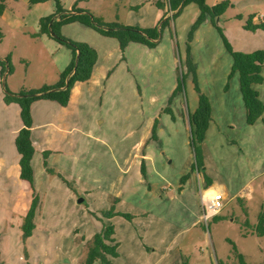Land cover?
Here are the masks:
<instances>
[{"label":"rangeland","instance_id":"374dc122","mask_svg":"<svg viewBox=\"0 0 264 264\" xmlns=\"http://www.w3.org/2000/svg\"><path fill=\"white\" fill-rule=\"evenodd\" d=\"M129 1L132 3H61L66 12L76 6L108 23L126 26L135 22L125 7ZM222 2H228L224 12L214 21L208 15L198 27L200 8L188 4L175 20L171 18L173 40L165 27L154 49L130 44L122 53L115 39H107L91 28L71 24L61 29L67 40L86 43L97 51L93 74L98 63L109 70L101 83L92 81L93 76L79 83L82 85L73 101L65 107L50 100L32 105L35 140L38 137L41 141L38 145L49 141L59 151L53 158L50 152L47 156L35 152L32 160L38 198L35 218L38 215L41 228H56L60 251L57 264H84L89 244L109 224L114 225L119 242L120 259L115 264H155L159 257L144 254L145 244L170 247L163 264H238L234 246L246 262L264 263V236L256 234L259 216L264 215L263 127L247 128L235 122V131L224 132L226 141L230 140L228 146L214 147L209 164L214 181L246 188L242 197L228 205L225 201L217 219L195 224L202 205L193 190L184 199L163 204L145 197L149 181L163 183L164 179L172 188L173 183L181 185L182 178L193 173L190 188L198 191L197 170L192 171L197 166L187 108L192 110L194 100H199L196 87L215 100L218 93L226 94L239 84L237 74L229 79L231 55L215 25L234 51L243 45V34L255 43L257 51L264 50V32L243 29L251 16L264 15V0H206L209 7ZM55 12L53 1L33 4L32 0H7L0 16V61L9 60L7 65L12 70L10 73L4 67V72L0 65V156L4 157L0 191L13 183L5 170L13 156L14 131L23 126L19 106L5 103L7 91L18 95L55 86L72 62L66 46L40 33L41 19ZM148 21L144 18L139 23L149 25ZM92 34L98 39L91 38ZM108 52L111 58L106 59ZM183 79V92L175 93ZM229 115L236 119L235 111ZM111 211L136 218H106ZM25 257L28 264L38 263H29L27 250Z\"/></svg>","mask_w":264,"mask_h":264},{"label":"trees","instance_id":"16d2710c","mask_svg":"<svg viewBox=\"0 0 264 264\" xmlns=\"http://www.w3.org/2000/svg\"><path fill=\"white\" fill-rule=\"evenodd\" d=\"M45 1H53L56 6V12L52 16L41 19L40 33L42 35H48L58 43L66 46L72 53V62L61 74L60 81L57 85L52 87L45 86L39 90H31L29 92L23 91L18 95L7 91L5 96L6 104H16L20 107L23 128L15 141L16 149L21 157L20 176L22 180L29 182L34 191L32 160L36 150L32 141V105L39 100H50L57 102L61 106H67L71 99L72 89L77 83H84L91 79L94 67L98 61V53L90 45L67 40L61 35V29L64 26L79 23L95 30L104 37L116 39L122 53H124L126 48L132 43L141 44L150 49L156 48L159 44L163 29L168 27L171 24V18L175 20L188 4L195 3L200 8V16L195 27L203 24L208 15L211 16L214 21V19L219 17L228 6V2H222L214 7H209L206 4V0H169V11H173L174 15L162 22L159 30L158 27L141 29L139 27L124 26L120 23H107L102 18L95 17L90 11L80 9L76 6L73 7L72 12H66L62 6L61 0H32V3L39 4ZM6 2L7 0H0V16H2L6 10ZM155 4L159 8H164L166 6L162 3V0H157ZM253 19L254 17L251 16L247 20L244 28L252 32L258 30L264 31V23L256 25L253 23ZM215 27L222 39L226 51L232 57V69L229 79L236 74L238 75L240 93L246 110V123L253 126L264 117V103L260 99L259 92L254 88V86L261 85L264 82L262 74L264 69V50L252 53L234 51L224 32L217 25H215ZM1 36L0 34V38ZM8 63L9 60L5 62L0 61V65L3 66L4 72H6L5 68H7L11 73L12 70L10 65H7ZM183 83L184 79L180 81L175 93L183 92ZM228 87L229 86H227V88ZM196 90L199 93V105L197 110L189 115V123L197 166L196 169L193 167L192 171L194 172V170H197L201 172V170L204 169L202 144L212 121V106L209 98L201 93L198 87H196ZM167 112L172 115L171 110H167ZM156 126L157 122L153 133H155ZM44 154L47 156L48 152ZM189 177V175L184 176L181 180V184L184 185ZM37 207L38 198L34 196L33 204L23 226L24 240L31 237L35 229ZM115 216H122L130 221L133 219V216L130 214L115 213L112 211L107 213L106 218L111 219ZM256 234L258 236H264L263 214L259 216ZM118 249L119 243L115 238V227L113 224L106 225L100 233L95 235L93 241L89 244L84 264H95L96 262H100V264H113L112 260L120 256ZM234 250L238 264H250L246 262L245 257L238 252L235 246Z\"/></svg>","mask_w":264,"mask_h":264},{"label":"crops","instance_id":"0c3cea01","mask_svg":"<svg viewBox=\"0 0 264 264\" xmlns=\"http://www.w3.org/2000/svg\"><path fill=\"white\" fill-rule=\"evenodd\" d=\"M124 2H128V0H124ZM156 2L157 0H132V3H130L129 1L130 5H125V7H127L131 11L133 17L135 18V22L126 26H131V27L134 26L142 29L154 28L156 26L161 28L162 22H164L167 18H169V10L166 6L164 8L157 7L155 4ZM142 16H144V18L149 19L148 21L149 25L140 24L142 23V20L144 21V18H142ZM139 17H141L140 20H138ZM98 18H102L105 22H107L106 19H104L103 17H98ZM253 23L256 25L260 23H264V15L255 16L253 19ZM74 24H79V23H74ZM81 26L85 27L83 25ZM171 27L172 26L170 24L166 28L167 30H169L171 39L173 40ZM243 29L247 32H252L246 30L244 27ZM257 32H264V31L258 30L252 33H257ZM211 33L212 32L210 30V35ZM245 35L246 34L240 35V37L244 39V41L242 42L243 45H241L240 47H236L235 50L237 52H242V53H252L257 51V49L254 48L255 43L248 41V38ZM91 38H93L94 40L98 39L96 38L95 34H92ZM105 38L113 39L108 37ZM217 43L219 45L218 38L216 37V44ZM132 44H136V43H132ZM108 58H111V53L109 52L106 54V59ZM100 61L101 59L99 57V62ZM98 64L97 67L95 68L94 74L92 75L93 76L92 81L101 83L105 78H107L109 68L103 67L102 64H99L98 66ZM262 74L264 77V69ZM80 85L82 84L78 83L72 89L70 104L73 101L75 97V93L79 89ZM261 85H256L254 86V88L259 92L260 99L264 103V91H263L264 86ZM257 86H260V88H257ZM206 94L208 95L212 106V121L209 125L208 131L206 132L205 140L202 144L204 169L201 172L197 171L196 182L198 184V191H195V188H190L192 187V183H193L192 176L194 175V173L191 175V177H189V179L184 185L182 184L178 185V183H173L172 188H170L171 183H165L164 179H163V183H159V182L154 183L152 181H149L150 188L146 192L145 197L148 198L150 201H158L160 204H163L167 201H171L172 199L181 200L184 199L188 191H192V190L194 191L195 198L198 200V202L201 203V205H202V195L204 194L206 196L208 195L209 192L215 190L221 191L225 194L226 205H228L230 202L234 201L235 199L243 196V191L246 188H241V187L234 188L230 186L228 183L218 185L214 181L215 175L210 170L209 164L210 162L213 161V150H216V148L214 147L217 148L223 146L227 147L228 143H230V140L226 141L224 132L227 129L231 131H235L237 128L235 122H239L242 125V127L246 125L247 128L250 127L264 128V117L253 126H250L246 123V110L244 107V103L242 100L238 83L236 84V86L235 85L232 86V89L229 90L226 94L218 93V95H216L215 100L213 95L208 93ZM198 105H199V100L198 102L194 100L192 110L190 108H187L188 117L190 114H193L197 110ZM68 107L66 108L68 109ZM7 109H10V107H7ZM233 111H235L236 114V119H235L236 121L233 119V116L229 115V113ZM18 113L20 114L19 110ZM33 115H35L34 110H33ZM33 123H34L33 124L34 128L32 129V141L36 153L40 152L44 154L45 152H50V158H53V156L58 155L59 151L57 148L52 147L53 143L49 141L48 142L45 141L42 145H38V143L41 141L39 140L38 137L35 140V133H34L35 121ZM21 128H23V126L19 125L18 129L14 131V135H13L14 139L12 140V150H14L13 156L11 159L10 167L5 170L7 174V178H9L11 180L10 182L13 183L12 185L10 183L11 186H6L7 188L6 190L0 191V264H28L25 257L26 250L29 256V260H28L29 263L37 260L38 261L37 264H41V263L57 264L59 260L60 251L58 249V243H57L58 234L56 232V228L53 227V228H49L48 230L46 228H41L40 224L37 222L38 220L37 218L38 215H37V217L35 218V229L33 231L32 236L26 240H24L23 237L24 236L23 226L25 224L26 217L31 209L34 196H37L36 195L37 193L36 191L34 192L29 182L22 180L20 176L21 157L16 149L15 141H16V136ZM9 145H11V143H9ZM3 159L4 157L0 156V166L2 165L1 161ZM173 182L176 181L174 180ZM221 213L212 220L218 218L221 215ZM132 216L133 219L136 218L134 215ZM199 222H201V213H199V215L197 216V222L195 224ZM145 245H144V250L141 246H139L140 248H142L144 254L152 253L153 256L158 255L159 259L158 261H156L155 264L161 262H162L161 264H163L169 258V254L171 251L170 247L167 246L166 248L162 247L160 249L157 245H152L149 247L148 246L145 247ZM118 252H120L119 249ZM119 259L120 256L117 259H113L112 260L113 264H115L116 261ZM183 264H188V263H183Z\"/></svg>","mask_w":264,"mask_h":264},{"label":"built area","instance_id":"2783aa9c","mask_svg":"<svg viewBox=\"0 0 264 264\" xmlns=\"http://www.w3.org/2000/svg\"><path fill=\"white\" fill-rule=\"evenodd\" d=\"M169 10V0H162ZM174 15L173 11H169V17ZM226 196L221 191H211L208 195H202V212L201 221L208 223L213 218L218 216L224 209Z\"/></svg>","mask_w":264,"mask_h":264}]
</instances>
